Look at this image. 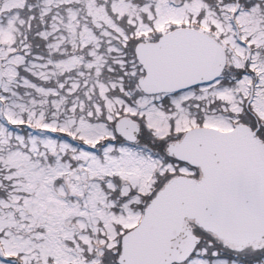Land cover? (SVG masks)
Listing matches in <instances>:
<instances>
[{
	"label": "snow or ice",
	"instance_id": "6c2138e0",
	"mask_svg": "<svg viewBox=\"0 0 264 264\" xmlns=\"http://www.w3.org/2000/svg\"><path fill=\"white\" fill-rule=\"evenodd\" d=\"M0 264H264V0H0Z\"/></svg>",
	"mask_w": 264,
	"mask_h": 264
}]
</instances>
